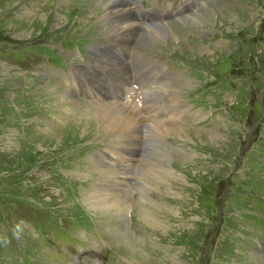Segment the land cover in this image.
<instances>
[{
    "label": "rangeland",
    "instance_id": "1",
    "mask_svg": "<svg viewBox=\"0 0 264 264\" xmlns=\"http://www.w3.org/2000/svg\"><path fill=\"white\" fill-rule=\"evenodd\" d=\"M183 3L0 0V264H264V0Z\"/></svg>",
    "mask_w": 264,
    "mask_h": 264
},
{
    "label": "bare ground",
    "instance_id": "2",
    "mask_svg": "<svg viewBox=\"0 0 264 264\" xmlns=\"http://www.w3.org/2000/svg\"><path fill=\"white\" fill-rule=\"evenodd\" d=\"M112 1V0H111ZM115 2V1H114ZM107 9L108 10H111L112 8L111 7H107ZM119 10V9H118ZM221 10V9H220ZM113 11V10H112ZM219 12V11H218ZM129 15H131V12H130V10L129 9H127V11H119V12H109L108 13V16H113V17H115V18H117V20L115 21V23H114V25H111V24H109L108 26H109V28H110V30H111V32H112V34H119V35H121V34H124L125 32H123V31H125V28L126 27H129L128 28V30L130 31V32H132V28L134 27V24H135V22H133V21H131V19H129L128 18V16ZM125 21H127V22H125ZM110 22V21H109ZM113 22V21H112ZM122 22H124V23H122ZM159 22H161V21H159ZM111 23V22H110ZM162 23V22H161ZM106 24V23H105ZM156 26H154L153 28H155ZM168 26H164V25H162V26H159L156 30H154V32H155V34L157 33L156 31H159V30H162V31H166V32H164V34H167V28ZM110 32V33H111ZM130 32H129V34H130ZM148 27H147V29H145V31H144V33L142 34V36L140 37V39H141V41H143L144 42V40H145V38H148ZM139 34V33H138ZM151 35H152V38L155 36L156 37V35L154 34V33H150ZM158 35V34H157ZM116 38H117V36H116ZM116 38H114V39H116ZM119 38V37H118ZM163 38V37H162ZM146 41V40H145ZM116 42V41H115ZM121 43V42H120ZM129 44V43H128ZM116 46H117V44H116ZM113 47V46H112ZM118 47V46H117ZM120 47V46H119ZM132 48V47H131ZM118 53V52H117ZM121 53H122V51H121ZM115 57V56H114ZM120 57V56H119ZM117 59V58H116ZM124 59V58H123ZM154 66V65H153ZM106 67V66H105ZM6 68V67H5ZM140 69H142V68H140ZM112 70V69H111ZM114 70V69H113ZM154 70V69H153ZM76 71H78V70H76ZM107 72V71H106ZM153 72V71H152ZM160 72V71H159ZM102 73V72H101ZM113 73V72H112ZM79 75V74H78ZM87 75V74H86ZM85 75V76H86ZM101 75H104V74H101ZM81 76V75H80ZM79 76V77H80ZM107 77V79L109 78L108 77V75H106ZM117 76V75H116ZM79 77H77L76 79H78V81L80 80L79 79ZM105 77V76H104ZM113 77V76H112ZM81 78V77H80ZM115 79V78H114ZM117 79V78H116ZM99 80V79H98ZM102 80V79H101ZM75 81H77V80H75ZM82 81V79L80 80V82ZM85 81V80H84ZM95 81V80H94ZM92 82H93V80H92ZM98 82V84L100 83L99 81H97ZM107 83H108V80H107ZM97 84V83H96ZM112 84V83H111ZM95 85V84H94ZM75 87V86H74ZM77 87H79V86H77ZM129 87V86H128ZM83 88V87H82ZM133 88V87H132ZM75 89V88H74ZM84 89H85V87H84ZM115 89V88H114ZM77 91V90H76ZM80 91V90H79ZM95 92V91H94ZM109 93V92H108ZM128 93H126L125 92V95H127ZM109 97V96H108ZM135 97H137V96H134V97H131V100L133 99V98H135ZM100 105H101V107H100V105L98 104V106H97V109H98V111H97V113H96V119H86L85 121H80L78 118H76V117H73L72 118V121L71 122H73V126L76 124V122L78 123H82V128H86V127H89V126H93V124H96V122H97V126H98V128H97V130L98 131H100L101 130V132L102 131H104V132H106V133H115V134H117V135H121L122 136V134H124L125 132L126 133H128V132H131V130H133L134 128H136V127H138L139 125H141V124H143L141 121H139L137 118H136V116H137V114L139 113L137 110H136V105H135V103L132 101V104H134V108H133V114H129V113H127L126 112V106H127V102H125L124 103V105H121L120 103L121 102H115V104H111L110 105V107L108 106V105H106V104H101L99 101H100V99H99V96H98V94L96 95V96H94L93 97ZM130 100V98L127 100V101H131ZM103 103H104V100H101ZM112 101V100H111ZM95 102V101H94ZM135 102H136V100H135ZM137 103V102H136ZM64 104V103H63ZM137 105H138V108H139V103H137ZM112 107H114V108H112ZM145 107V106H144ZM60 111V110H59ZM63 112V111H62ZM142 112V111H141ZM65 114V113H64ZM94 117V116H93ZM156 117L155 116H152V117H150L149 119H154L158 124H160L161 126H163L164 128H166V127H171V126H166V125H163L160 121H158V120H156L155 119ZM92 121V122H91ZM73 126H71V127H73ZM76 126V125H75ZM80 126V127H81ZM142 126V125H141ZM55 127V126H54ZM70 127V128H71ZM79 127V125H77L76 126V128H78ZM155 127H157V126H155ZM172 128V127H171ZM79 129H81V128H79ZM160 129H161V127H160ZM55 130V129H54ZM72 130V129H71ZM157 130V129H156ZM166 130V129H165ZM159 131V130H158ZM163 134H164V132L163 131H161ZM174 132V131H173ZM218 133V132H217ZM52 134V133H51ZM197 134H199V133H197ZM202 134V133H201ZM211 134H213V135H215L216 134V131H214V132H212V133H206L205 132V135H206V139H208V136H211ZM47 135V134H46ZM204 135V134H203ZM204 135V136H205ZM213 137V136H212ZM212 137H211V139H212ZM52 138V137H51ZM203 138V137H202ZM133 143V142H132ZM168 153V152H167ZM126 159V158H125ZM128 159H126L125 161H127ZM123 162H124V160H123ZM123 162H122V164H123ZM162 165V167L160 168V170H156V171H152L151 170V172L153 173V175L154 174H157V175H162L164 172H167L168 173V170L164 167V165L163 164H161ZM110 170V169H109ZM113 176V175H112ZM161 177V176H160ZM152 179H154V180H158V178H152ZM116 180V179H115ZM119 180V179H118ZM123 180V179H122ZM127 181V180H126ZM118 182V181H117ZM120 182H121V180H120ZM124 183V182H123ZM111 184V183H110ZM121 184V183H120ZM129 184L127 183V186H128ZM130 189V188H129ZM126 192V191H125ZM120 193H122V192H120ZM114 196V195H113ZM91 198V197H90ZM108 200V199H107ZM149 213V212H148Z\"/></svg>",
    "mask_w": 264,
    "mask_h": 264
}]
</instances>
